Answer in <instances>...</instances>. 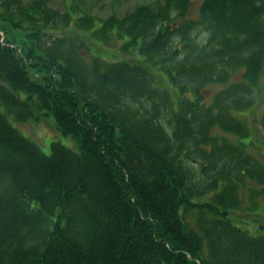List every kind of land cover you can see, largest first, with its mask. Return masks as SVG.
<instances>
[{
    "label": "trees",
    "instance_id": "1",
    "mask_svg": "<svg viewBox=\"0 0 264 264\" xmlns=\"http://www.w3.org/2000/svg\"><path fill=\"white\" fill-rule=\"evenodd\" d=\"M52 1L0 0V107L51 116L78 152L44 154L0 112V264H264V234L230 218L264 166L219 141L249 132L264 0H200L193 19L192 0L105 19ZM110 36L140 61L93 55Z\"/></svg>",
    "mask_w": 264,
    "mask_h": 264
},
{
    "label": "rangeland",
    "instance_id": "2",
    "mask_svg": "<svg viewBox=\"0 0 264 264\" xmlns=\"http://www.w3.org/2000/svg\"><path fill=\"white\" fill-rule=\"evenodd\" d=\"M74 0H53L52 3L54 7L61 9L62 11L69 10ZM151 0H84L85 5L91 6L93 8V15H97L102 19L108 17L113 9H118L122 14L127 11L133 10L137 5L148 4ZM193 5L191 8V15L188 18H196L198 16V9L200 6V0H192ZM71 29V27L66 28ZM106 46L102 48L92 47L93 55H101L106 61L115 62L119 58L125 56L123 59H134L140 61L136 50L130 49L127 54L122 51L121 43L113 36H110L106 42ZM88 56V55H87ZM240 78L239 75L235 74L230 81H235ZM157 85L166 84L165 80H160L157 78ZM165 79V77H164ZM260 90L256 94V102L252 109L246 111L242 119L246 120L248 124V134L246 137L240 138L239 136L231 133L220 132L219 141L221 139L234 143L235 146H239L242 151L250 155L253 160H257L258 164L264 166V130L261 127V115L264 112V75L260 81ZM226 85L222 84H208L206 90L209 89L210 93H216L219 89ZM211 97L206 101L210 102ZM0 112L5 113L4 109L0 107ZM7 119L14 125V127L25 137L34 141L39 147L41 152L49 155L50 145L52 142H59L64 147L69 148L72 151L78 152L76 143L70 136H63L55 127V119L48 115L40 116L39 118H34L26 122H17L13 120L12 116L6 115ZM239 143H242L239 145ZM257 164V166H258ZM260 167V168H261ZM264 168V167H263ZM263 186L257 183L254 179L245 178L243 183L238 186L237 197L240 199V204L236 210L230 215L233 220V224L239 227L243 231H248L253 236H258L259 234H264V194L258 193ZM191 222L193 223V217H191Z\"/></svg>",
    "mask_w": 264,
    "mask_h": 264
}]
</instances>
